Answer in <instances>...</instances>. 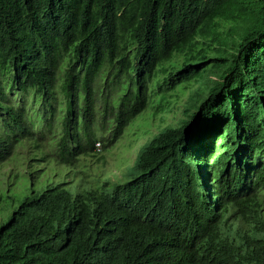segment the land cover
<instances>
[{
	"label": "trees",
	"instance_id": "obj_1",
	"mask_svg": "<svg viewBox=\"0 0 264 264\" xmlns=\"http://www.w3.org/2000/svg\"><path fill=\"white\" fill-rule=\"evenodd\" d=\"M0 264H264V0H0Z\"/></svg>",
	"mask_w": 264,
	"mask_h": 264
},
{
	"label": "rangeland",
	"instance_id": "obj_2",
	"mask_svg": "<svg viewBox=\"0 0 264 264\" xmlns=\"http://www.w3.org/2000/svg\"><path fill=\"white\" fill-rule=\"evenodd\" d=\"M185 105L186 102L175 100L171 102L170 108L165 106L163 110L159 111L161 106L150 104L145 110V115L139 117L138 122L127 128L123 139L105 154L97 151L99 155L91 157V160L87 162L86 169H89L91 174H101L103 172L106 180H125L124 175L127 173L128 169L133 167L139 148L152 139L162 129H165L168 126H176L179 120L186 118ZM148 116H152V118H149ZM138 125L150 128L146 131H142L139 129ZM96 146H98V144ZM22 154L25 157L24 159H27L29 156L27 149H24ZM102 155H105L104 164L99 161V158ZM86 161V159L83 160V162ZM43 165H45V163ZM15 166L16 165L13 167ZM12 168L4 169L2 173L7 177L10 175V170ZM57 170L61 175L62 180L66 181V179H68V182L72 180L73 184L80 183L81 175L74 176L73 172L69 174L67 170H63L62 168H58ZM67 174L69 175L67 176ZM10 177L9 180L10 183H12V176L10 175Z\"/></svg>",
	"mask_w": 264,
	"mask_h": 264
},
{
	"label": "clouds",
	"instance_id": "obj_3",
	"mask_svg": "<svg viewBox=\"0 0 264 264\" xmlns=\"http://www.w3.org/2000/svg\"><path fill=\"white\" fill-rule=\"evenodd\" d=\"M156 135H157V134H156ZM154 137H155V136H154ZM154 137H153V138H154ZM98 146H99V145H98ZM137 155H138V154H137ZM136 160H137V157H136ZM136 160H135V162H136ZM135 162H134V164H135ZM133 166H134V165H133ZM128 170H129V169H128Z\"/></svg>",
	"mask_w": 264,
	"mask_h": 264
}]
</instances>
